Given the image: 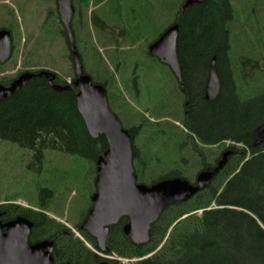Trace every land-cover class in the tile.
<instances>
[{"label":"trees","instance_id":"trees-1","mask_svg":"<svg viewBox=\"0 0 264 264\" xmlns=\"http://www.w3.org/2000/svg\"><path fill=\"white\" fill-rule=\"evenodd\" d=\"M184 1H177L166 20L167 27L178 24L180 81L156 58L136 64L131 49L123 53L121 48L140 41L143 29L153 26L148 14L153 3L143 8L139 0H73L77 11L71 21L73 44L84 72L92 82L105 87L109 109L132 137L137 183L172 177L194 183L199 171L213 169L228 150L227 162L206 188L187 201L166 207L151 225L146 243H135L123 233L127 218L121 217L110 226L105 252L79 227L91 202L74 222L83 240L48 214L54 188H40V201L33 206L15 203V199L0 203L1 221L19 215L31 221L30 243L53 241L54 264H264V143L251 145L253 129L264 122V65L258 60H264V55H257L264 52V30L258 27L253 40L244 36L241 42L233 31L237 13L231 0H204L183 10ZM46 13L39 37L46 40L51 34L63 36V32L65 58L73 68L68 37L58 15L54 8ZM89 25L102 48L112 46L111 65L93 43ZM213 57L221 88L216 98L208 101L203 89ZM88 60L91 69L85 66ZM157 63L171 75L172 84L162 91L174 88V104L169 96L153 103L147 95L145 110L140 111L128 104L126 95L136 100L140 97L139 82ZM143 71L145 74L140 73ZM34 73L0 103V140L31 149L35 158L52 150L86 159L95 177L96 161L107 143L103 135H89L76 108L77 89L55 90L49 76L38 74V70ZM54 74V83L59 85L75 79L73 71L67 79ZM150 108L154 117L146 115ZM175 110L179 114L172 117ZM45 192L48 199H43ZM132 259L135 261L130 262Z\"/></svg>","mask_w":264,"mask_h":264},{"label":"water","instance_id":"water-1","mask_svg":"<svg viewBox=\"0 0 264 264\" xmlns=\"http://www.w3.org/2000/svg\"><path fill=\"white\" fill-rule=\"evenodd\" d=\"M55 1L58 19L68 36L75 79L70 84L59 85L54 83L53 72L42 70L39 74L49 76V84L55 90L77 89L76 108L89 135L93 138L103 135L107 143L106 150L96 161L95 191L91 196V208L80 229L95 240L100 252H105L110 226L116 224L121 217H126L123 233L135 243H146L150 227L162 211L171 204L189 200L206 188L226 164L230 151L223 152L213 169L199 171L194 183L180 177L150 184L137 183L133 167L132 137L109 109L105 87L92 82L84 72L80 56L75 50L71 31V20L75 12L72 0ZM203 1L185 0L182 8L185 10ZM177 38L178 24L174 23L148 45V53L166 65L175 78L180 79ZM10 42L9 31L0 29V62L9 57ZM215 60V57L211 59L204 88V98L208 101L215 99L221 88ZM33 76L34 73L26 71L9 86L0 84V103ZM252 138L253 147L264 143V122L253 129ZM31 227V221L21 215L4 222L0 220V264H54L53 241L46 239L30 243L28 236Z\"/></svg>","mask_w":264,"mask_h":264},{"label":"rangeland","instance_id":"rangeland-1","mask_svg":"<svg viewBox=\"0 0 264 264\" xmlns=\"http://www.w3.org/2000/svg\"><path fill=\"white\" fill-rule=\"evenodd\" d=\"M139 1H142L143 8L146 4H154L149 8L148 13L152 16L154 24L148 26V29H143V36L140 41L134 45L121 46L123 53L131 49V60L136 64H139V62L144 63L145 58H153L148 53L149 44L147 45V42L152 40L160 30L162 32L168 26L166 20H170L172 7L175 6L178 0ZM231 1L237 13L236 20L233 22V31L237 32L241 42H243L244 36L253 40L255 29L260 27L262 31L264 30V0ZM7 7L10 15L12 14L11 18H14L13 20L17 24L20 44L13 51L15 65H9L8 63L4 70L9 72L10 75L15 70L38 69L39 67L23 66L24 61L31 58L33 62L38 63L37 65H46L49 70L67 79L73 68L65 58L66 48L63 45L62 38L51 34L50 38L46 40L44 48L32 51L35 44L34 35L46 17V10L48 8L52 9L54 2L52 0H0V13L4 12ZM5 19V16L1 13L0 20L4 21ZM28 31L29 41L25 36ZM91 33L93 43L99 48L105 62L111 65L112 46L102 48L93 28ZM23 37H25V41L22 40ZM256 49L259 50L258 46ZM241 51L245 52L246 50L242 49ZM257 55L259 58L264 55V52ZM258 60L261 61V65H264L263 59ZM85 66L91 69L93 64L88 60ZM140 73L145 74V71ZM144 77L146 78H141L139 82L138 93L140 97L136 100L132 95H126L129 105L144 111L147 104V95L152 98L153 103L163 101L165 97L168 98L169 96L171 104H174V88L169 87L168 93L163 94L162 91L164 89L162 87L172 84L171 75L166 71L164 65L162 67L161 64H158L153 71H149ZM129 109L132 110L130 106ZM165 114H168V108L165 109ZM178 114L179 111L177 110L172 117H176ZM146 115L154 117L151 108L146 112ZM213 149H219V147L214 146ZM33 154L34 152L29 148L21 147L17 143L8 140H0V203L8 199H15V203L23 206H33L40 201V188H54L53 201L48 214L63 222L67 227L75 229L74 222H76L81 212L86 211L94 191V174L90 162L60 151L45 150L42 158H35ZM48 198V193L45 192L43 199ZM88 246L90 247L89 244ZM122 262H126V260H122Z\"/></svg>","mask_w":264,"mask_h":264},{"label":"flooded vegetation","instance_id":"flooded-vegetation-1","mask_svg":"<svg viewBox=\"0 0 264 264\" xmlns=\"http://www.w3.org/2000/svg\"><path fill=\"white\" fill-rule=\"evenodd\" d=\"M53 2H54V7H52V9L54 8L55 9V13H56V15H57V11H56V1L55 0H52ZM261 1V0H260ZM261 4H262V2H261ZM263 4H264V2H263ZM72 5H73V7H74V9H75V12H74V15H73V17H72V20L75 18V16H76V13H77V11H76V8H75V5H74V3H73V0H72ZM183 6V5H182ZM51 9V8H50ZM8 10V7L6 8V10L4 11V12H1L4 16H5V20L4 21H2V20H0V29H6V30H8L9 31V33H10V38H11V42H10V54H9V57L4 61V62H0V84L1 85H3V86H9L14 80H16L18 77H19V75H21L22 73H24V72H26V71H29V72H32V73H34L36 70H38L39 72H41L42 70H48V71H51V70H49V68L46 66V65H37L38 63L37 62H33L32 60H31V58H29V59H27L26 61H24V63H23V66L24 67H31V68H33V67H39L38 69H35V68H33V69H27V70H23V71H19V70H15L12 74H8L9 72H7L6 70H4L5 69V66H6V64H8L9 63V65H15V60H14V57H13V51H14V49H16L17 47H18V45L20 44L19 43V40H18V37H19V33H18V29H17V24H16V22L13 20L14 18H11L12 17V14L10 15V12H9V10ZM7 11V12H6ZM47 11H49V8L46 10V12ZM0 13V14H1ZM71 20V21H72ZM61 24V23H60ZM72 28V27H71ZM61 29L66 33V31H65V29L63 28V26L61 25ZM40 30H41V27H39L38 28V31H37V33L34 35V38H35V44L33 45L34 46V49H32V51L33 50H36V49H42V48H44V46H45V42H46V40H48V39H46V40H43L42 38H41V36L40 37H38V33L40 32ZM62 35L63 36H60V38H62L63 39V45H64V47L66 48V43H65V38H64V34H63V32H62ZM66 35H67V33H66ZM25 36H27V38L29 37L30 38V36H29V31H28V34L26 33L25 34ZM68 37V36H67ZM29 38H28V40L27 41H29ZM22 40L23 41H25V37H23L22 38ZM74 41V40H73ZM68 42H69V40H68ZM23 46H24V44H23ZM21 47H22V45H21ZM69 49H70V44H69ZM155 58V57H154ZM157 59V58H156ZM51 72H53V71H51ZM54 73V72H53ZM39 74V73H38ZM34 75H35V73H34ZM177 79V78H176ZM207 79V78H206ZM178 81H180V79H177ZM205 83H206V80H205ZM205 83H204V88H205ZM203 91H204V89H203ZM82 224V223H81ZM80 224V225H81ZM80 227V226H79Z\"/></svg>","mask_w":264,"mask_h":264},{"label":"built area","instance_id":"built-area-1","mask_svg":"<svg viewBox=\"0 0 264 264\" xmlns=\"http://www.w3.org/2000/svg\"><path fill=\"white\" fill-rule=\"evenodd\" d=\"M121 261L123 260V261H125L126 260V262H128V260L127 259H120Z\"/></svg>","mask_w":264,"mask_h":264}]
</instances>
